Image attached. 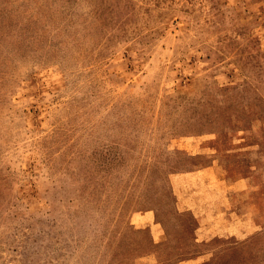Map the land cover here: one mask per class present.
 <instances>
[{"label":"rangeland","instance_id":"1","mask_svg":"<svg viewBox=\"0 0 264 264\" xmlns=\"http://www.w3.org/2000/svg\"><path fill=\"white\" fill-rule=\"evenodd\" d=\"M187 261L264 264V0H0V264Z\"/></svg>","mask_w":264,"mask_h":264},{"label":"crops","instance_id":"2","mask_svg":"<svg viewBox=\"0 0 264 264\" xmlns=\"http://www.w3.org/2000/svg\"><path fill=\"white\" fill-rule=\"evenodd\" d=\"M212 227L210 228V232L212 231ZM151 264V263H150ZM153 264V263H152ZM156 264V263H154ZM180 264H202V262H199V261H187V262H181Z\"/></svg>","mask_w":264,"mask_h":264}]
</instances>
